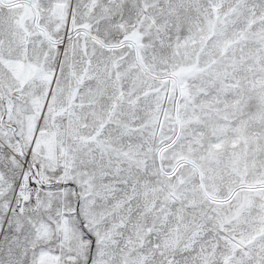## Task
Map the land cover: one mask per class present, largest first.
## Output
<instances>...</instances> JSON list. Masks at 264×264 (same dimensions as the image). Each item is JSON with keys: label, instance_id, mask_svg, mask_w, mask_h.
<instances>
[{"label": "snow or ice", "instance_id": "obj_1", "mask_svg": "<svg viewBox=\"0 0 264 264\" xmlns=\"http://www.w3.org/2000/svg\"><path fill=\"white\" fill-rule=\"evenodd\" d=\"M0 264H264V0H0Z\"/></svg>", "mask_w": 264, "mask_h": 264}]
</instances>
